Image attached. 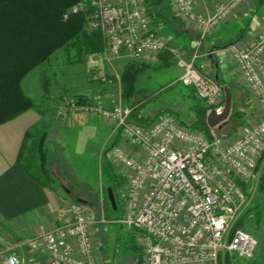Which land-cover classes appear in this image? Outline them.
<instances>
[{
    "label": "built area",
    "instance_id": "2783aa9c",
    "mask_svg": "<svg viewBox=\"0 0 264 264\" xmlns=\"http://www.w3.org/2000/svg\"><path fill=\"white\" fill-rule=\"evenodd\" d=\"M251 0H220L205 16L195 13L191 0H169L181 21L195 25L204 40ZM85 13L87 28L104 38L107 61L126 57L154 63L167 51L181 73L176 81L191 87L206 107V116L224 109V91L204 71L195 51L190 59L178 45L151 25L146 0H80L64 14ZM246 90L258 118L240 135L222 136L187 128L165 113L146 126L130 121L132 108L120 103L66 100L56 109L67 117L93 116L112 124L115 141L108 151L126 179L118 221L137 234L140 264H220V257L249 259L256 238L234 228L249 203L240 182H251L264 164V22L253 38L223 47ZM117 77V75H116ZM106 81V76L100 74ZM67 219L30 239L33 249L48 255L47 264H100L91 236L97 222L81 202L67 204ZM5 264H22L15 254Z\"/></svg>",
    "mask_w": 264,
    "mask_h": 264
},
{
    "label": "rangeland",
    "instance_id": "374dc122",
    "mask_svg": "<svg viewBox=\"0 0 264 264\" xmlns=\"http://www.w3.org/2000/svg\"><path fill=\"white\" fill-rule=\"evenodd\" d=\"M256 3L251 5L248 10H250V13L254 12L252 23L255 21L262 23L264 20V0L260 4V10L258 9L259 4ZM146 5L150 10V6L152 7L150 1L146 0ZM174 14L176 15L175 12ZM235 17L232 18V21L237 19ZM176 43H179V41H176ZM83 56L69 50L55 52L47 62L35 68L23 79L22 88L24 92L26 91L32 96L35 104L40 106L41 109L49 112L52 110L56 119L60 121L66 117L57 115L56 109L66 100L81 99L84 100L83 102L91 101L104 104L108 99L111 105L117 103L125 105L121 97L119 76L124 64L131 59L120 57L107 61L103 49L100 52L90 53L84 61H81L80 57ZM133 61L136 64H143L140 61ZM143 65H145V68L138 78L133 98L135 103L142 102V114L153 118L159 113H173L180 121L191 124L193 113L184 97V93L186 95L187 91L182 90L177 83L173 82L180 72L179 69L175 65L162 68H158L157 64ZM221 69L220 78L231 81L232 76L227 66L224 64ZM231 69L235 82L231 84L222 80V85L228 87L231 85L234 88L231 99L236 105L246 98V94L249 97L250 94L239 79L236 68L232 67ZM204 70L209 72L210 66L206 65ZM101 73L106 76V81L101 80ZM43 76H46L48 80L46 90H51V93L48 92L45 97H41L40 91L37 90L38 86L41 88L43 85L41 78ZM105 85L113 89L112 97L103 98L104 92L102 90ZM46 97L50 101H45ZM52 101L54 103L50 109L47 104L50 105ZM257 118L258 113L256 112L251 122L256 121ZM90 125L85 124L70 132L60 131L54 133V135L52 134L56 129L55 127L42 125V131L48 136L50 135V141L47 143V138L45 140L47 143L45 147L48 153L52 155L50 170L59 180L56 188L59 195L66 200L71 201L67 196V194H70L69 196L73 199L85 201V204L89 206V209L95 215L97 222L91 230V236L95 253L102 255L105 264H138L141 261L142 246L137 234L133 229L127 228L118 221L126 179L120 168L108 158L110 146L115 141V137L112 136L115 134L107 135V131L112 132V124L110 122L105 123L109 129L107 130L100 122V128L96 131ZM244 129L245 127L241 125L235 135H240ZM229 130V125H226L220 133H217L221 135L228 133ZM36 131L39 134L42 132L39 126ZM263 172L264 164H261L257 169L256 178L250 182L251 199H249V203L243 212L244 214L247 213L242 217V222L245 224L244 230L250 234L255 231V226L259 224L260 220L264 221V207L261 206L256 210L259 206L257 204L259 179ZM85 187L88 189L87 191H85ZM108 188H111L113 192L116 209L111 208L107 197ZM62 205L67 211V204Z\"/></svg>",
    "mask_w": 264,
    "mask_h": 264
},
{
    "label": "crops",
    "instance_id": "0c3cea01",
    "mask_svg": "<svg viewBox=\"0 0 264 264\" xmlns=\"http://www.w3.org/2000/svg\"><path fill=\"white\" fill-rule=\"evenodd\" d=\"M147 1H150L152 7H156L152 14L150 13L151 25L161 36L167 38L173 44L180 46L185 52L187 59H190L195 51L200 53L198 60L204 64V69L206 65L210 66V71L205 73L214 80L220 78L219 73L225 64L232 78L230 79L231 81L222 80L228 81L231 84L235 82L231 69L233 65L223 47L234 39L236 41H244L256 35L261 22L255 21L252 23L254 12L250 13L248 9L251 5L258 2V0H251L249 6L240 8L236 13L237 16L235 15L237 17L236 20L224 22L202 41H199L195 25L181 21L174 14L169 0ZM218 1L220 0H191L195 13L199 16L211 13ZM152 7L150 6L149 12L152 10ZM258 9L260 10V8ZM176 41H179V43H176ZM135 61H140V63L146 65L157 64L158 68L175 65L171 55L167 51L161 53L158 60L154 63H149L144 59ZM180 73L181 71L176 76V79ZM176 79L173 82L177 83L178 87L182 90L187 91L186 95L184 93L186 99L184 100L189 103V109L192 110L195 102L199 100L196 98L191 87L181 85ZM37 90L40 91L41 97L48 95V92L51 93V90L44 91L39 86ZM112 90L110 86L105 85V88L102 90L104 92L103 98L112 97ZM25 93L30 96L26 91ZM30 97L33 98L32 96ZM48 100L46 97L45 101ZM53 103V101L50 102V105L47 104V107L51 109ZM104 104L111 106V102H108V99ZM252 107L247 120L242 125L243 127L253 120L254 113L257 112L253 104ZM50 111L43 110L37 105L36 108L29 109L14 119L0 125V264H5L4 259L8 254L19 256L22 264H47L48 255L46 252L40 249H33L27 241L54 226L63 224L67 219L68 211H65L62 204H68L72 201L71 196H69L70 194H67V196L71 201L59 195L56 188L59 182L58 178V182L53 184L52 188L49 189L33 181L17 165V155L26 131H35L32 133L37 136L39 133H37L36 129L38 130L39 126L40 131H42V125L44 124L49 125V127L52 125L53 128H56L52 135L60 131L70 132L76 127L85 124H91L90 127H93L94 131H96L100 128V122L109 130L105 125L106 122L97 117L69 115L60 121L56 119L54 112ZM170 114L174 115L173 113ZM180 123L185 125L182 121ZM43 132H40V134ZM107 132V135L112 134L110 130ZM49 136L47 135L46 137L47 143L50 141ZM33 139L31 138L28 142L32 143ZM47 143L45 142V145ZM240 184L251 199L250 182H240ZM258 193L257 204L259 206L256 210L261 208V206L264 207V193L259 191ZM251 235L257 240L253 256L249 259L234 258L233 264H264V221L260 220L259 224H256L255 231ZM97 256L99 263L105 264L102 255L97 254Z\"/></svg>",
    "mask_w": 264,
    "mask_h": 264
},
{
    "label": "trees",
    "instance_id": "16d2710c",
    "mask_svg": "<svg viewBox=\"0 0 264 264\" xmlns=\"http://www.w3.org/2000/svg\"><path fill=\"white\" fill-rule=\"evenodd\" d=\"M78 1L80 0H0V125L37 107L35 101L24 92L22 81L35 68L47 62L55 52L73 51L78 55H84L80 57V60L84 61L90 53L100 52L103 49V35L99 30L87 28L85 13H73L63 18V14L70 6ZM262 2L263 0H258L256 3L259 4L258 8ZM154 8L153 6L151 14ZM235 41L236 39L232 42ZM144 68L145 65L136 64L130 60L124 64L119 77L121 97L125 105L132 108L130 121L146 126L160 118L163 113L153 118L146 117L141 112L142 102L133 101L136 84ZM41 78L42 89L48 91L46 90L47 77ZM215 81L222 86V79L217 78ZM229 88L233 97L234 88L231 85ZM75 101L83 102L84 100ZM231 102L230 115L216 128L220 133L226 125H229L230 130L228 133L221 134L222 136H231L236 133L253 108L247 94L239 104L235 105L233 100ZM192 113L193 122L185 123L184 126L206 133L208 125L204 104L196 101ZM31 138H34L32 143L28 142ZM45 140V132L35 137L32 132L26 131L16 163L33 181L51 189L58 180L50 170L52 155L45 147ZM87 190L85 187V191ZM259 192L264 193V172L259 179ZM72 201L77 202L73 198ZM246 214L241 215L234 228H245L242 217ZM232 260L233 258L226 254L220 257L219 262L233 264Z\"/></svg>",
    "mask_w": 264,
    "mask_h": 264
},
{
    "label": "water",
    "instance_id": "95a60500",
    "mask_svg": "<svg viewBox=\"0 0 264 264\" xmlns=\"http://www.w3.org/2000/svg\"><path fill=\"white\" fill-rule=\"evenodd\" d=\"M222 88L224 91V101H225L224 109L220 114H216L214 111H211L206 116V122L210 127H218L222 122H224L228 118L231 111V103H232L231 91L227 85H222ZM107 197L110 204L112 205V208L116 209L115 198L111 188L107 189ZM77 201L85 204V201L81 199Z\"/></svg>",
    "mask_w": 264,
    "mask_h": 264
}]
</instances>
